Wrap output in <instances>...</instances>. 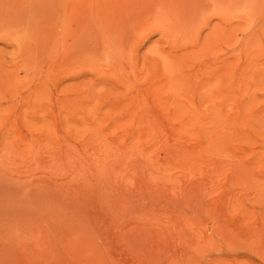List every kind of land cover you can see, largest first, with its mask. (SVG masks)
Returning a JSON list of instances; mask_svg holds the SVG:
<instances>
[{
    "label": "rangeland",
    "instance_id": "obj_1",
    "mask_svg": "<svg viewBox=\"0 0 264 264\" xmlns=\"http://www.w3.org/2000/svg\"><path fill=\"white\" fill-rule=\"evenodd\" d=\"M0 264H264V0H0Z\"/></svg>",
    "mask_w": 264,
    "mask_h": 264
}]
</instances>
